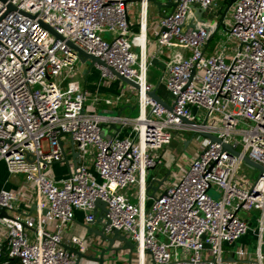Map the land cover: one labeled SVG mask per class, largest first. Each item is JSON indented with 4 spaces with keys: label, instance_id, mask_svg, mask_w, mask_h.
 I'll return each mask as SVG.
<instances>
[{
    "label": "built area",
    "instance_id": "built-area-1",
    "mask_svg": "<svg viewBox=\"0 0 264 264\" xmlns=\"http://www.w3.org/2000/svg\"><path fill=\"white\" fill-rule=\"evenodd\" d=\"M132 1L139 2L136 21L128 14ZM218 1L176 0L173 13L149 23L150 0H0V162L9 176L24 180L17 189H0V214H6L0 215V264H98L63 247L95 256L108 244L85 228L66 235L77 211L83 226L101 214L92 228L106 236L116 229L134 243L132 264H264V173L253 184L239 173L244 157L264 168V0H235L227 41L210 49V24L224 7ZM136 24L133 35L129 26ZM148 31L158 48L184 51L170 54L161 78L171 110L149 96L156 87L148 81L141 39ZM229 43L236 46L226 64ZM70 44L102 61L93 67L106 84L117 80L112 69L139 89L124 86L106 97L88 90ZM128 95L136 99L134 118L100 114L101 106L117 110ZM109 123L121 127L114 138ZM176 136L195 149L150 199L147 174ZM71 142L79 154L76 168ZM56 165L63 174L56 175ZM213 187L218 200L208 194ZM252 210L260 216L250 254L231 247L251 226L238 212ZM121 245L113 242L103 264H126L127 251L113 250Z\"/></svg>",
    "mask_w": 264,
    "mask_h": 264
},
{
    "label": "rangeland",
    "instance_id": "rangeland-1",
    "mask_svg": "<svg viewBox=\"0 0 264 264\" xmlns=\"http://www.w3.org/2000/svg\"><path fill=\"white\" fill-rule=\"evenodd\" d=\"M157 2H159L160 4H166L167 2H169V0H157ZM218 5L222 6L223 5V0H219L218 1ZM170 10L169 8H161V10L158 11L157 7L155 4H153L152 2H149V6L147 9V21L150 23L153 19L154 20H158L160 16H162L165 13H169ZM138 13H139V2L136 1H132L131 4L128 7V14L130 19L133 21H136L138 18ZM231 17V12L230 10L227 12L224 21L226 22L225 25H228L229 19ZM226 27V26H225ZM137 30V29H136ZM105 38H109L108 34L105 35ZM227 41V28L224 30L222 28H220L212 37V39L210 40L209 43V48L213 49L215 48V46L217 45V43H222V42H226ZM236 46V44H231L229 43V45H227V51H226V58H225V63L229 64L231 61V58L234 54V50L232 49L233 46ZM220 50V49H219ZM89 67V63L87 62V64H80V72L81 75L84 77V73L87 70V68ZM100 82V84H104L106 85V87H111V83L110 84H106V82L102 81L101 78L99 77V72L97 70H95V67H93L88 76H87V85H93L91 86L92 88L94 86L97 87V84ZM119 80H116V83L114 84L115 86L112 88L113 91H118L120 89V84ZM90 87V86H89ZM88 88V87H87ZM158 92L162 93L164 95L165 93V97L167 98L169 96L165 85H164V81H162L159 84L158 87ZM131 96H129L130 98ZM134 100V99H132ZM89 102V101H88ZM116 111L111 110V111H101L100 114L103 115H113ZM137 115V109L131 114V117L134 118ZM101 136L102 137H106L107 136V130L104 127L101 131ZM123 136V135H122ZM186 138H190L189 135H186ZM200 141H204V138H199ZM195 149V144L192 142L189 144V146L185 149L184 145L181 144V141L179 139V136L174 137L170 144L166 147V153H169V159L172 160V164L173 167H171L169 170L163 171L162 174L159 176V173L157 170H159L161 167V165L156 166V168L153 170V172L151 173L152 177H155L156 175L158 176V178H161L165 175H167V172L169 171L170 175L168 176V179H173L174 176L178 173L179 168H180V164H181V159L184 158H188L191 154V152H193ZM55 169V173L56 175H61L63 174V170L62 171H57L56 168ZM65 171V169H64ZM67 171V170H66ZM65 171V172H66ZM240 174H243L242 177L246 178L249 181L250 184H253L254 181L257 179L258 175H259V171L257 169H253L250 170L246 165H242L239 171ZM12 176V175H11ZM9 176L6 173V169L4 168L3 162H0V188L3 187V189L6 190H12V189H17L19 186L23 185V176ZM151 178V177H150ZM150 178L148 181H150ZM156 178V177H155ZM16 187V188H14ZM135 189H131L132 192H134ZM208 194L214 199V200H218L220 198V193L215 189V187L211 188L208 191ZM150 205V201H148L146 203V208H148ZM238 216L241 218H249L251 226L249 228V230L247 231V233L241 237V239L239 241H237L235 244H233V246L231 248L236 249L237 247H239L240 245L242 246H246L249 253L254 252V249L256 247V236L253 233V231L257 228V225L259 223V212L252 210L249 213L243 212V211H239L238 212ZM97 227H99V225H97ZM264 237V234H263ZM226 247V245L224 246ZM180 253V250H179ZM264 253V250H263Z\"/></svg>",
    "mask_w": 264,
    "mask_h": 264
},
{
    "label": "water",
    "instance_id": "water-1",
    "mask_svg": "<svg viewBox=\"0 0 264 264\" xmlns=\"http://www.w3.org/2000/svg\"><path fill=\"white\" fill-rule=\"evenodd\" d=\"M235 0H223V4H224V7H220L218 10H217V15L219 16V19L217 20V22H212L210 24V27L213 26V31L211 33H209V36H208V40H207V43L210 42V40L212 39V37L214 36V34L218 31V29L222 28V29H226L225 28V24H224V19H225V16L227 14V12L229 11V8L230 6L232 5V3L234 2ZM150 2H152L153 4L156 5L158 11L161 10V8H169L170 12L169 14L173 13V11L175 10V7H176V0H169V2H167L166 4H160L159 2H157V0H150ZM202 10L198 9V8H195V15L197 16V19L198 21H201V23L204 25L205 24V20H203L201 17H202ZM126 21L129 23V18L127 17L126 18ZM130 29L132 28H138V25H133V26H129ZM210 27H208V30L210 31ZM57 38H60V36L56 35ZM70 47L75 50L77 52V56H78V59H79V62L81 64H87V62L89 63V67L87 68V70L85 71L84 73V82H86L87 80V76L91 70V68L95 65V64H98V65H104L102 63V61L99 59V58H96L92 55H89V54H86L85 52H83L82 50L76 48L75 46L71 45L70 44ZM110 71L112 72V74L115 75V77L117 78V80H119V82L123 85V86H129L131 88H133L134 90H138L139 89V86L129 80L128 78L124 77V76H121L120 74L116 73L114 70L110 69ZM149 96H151L155 101L156 103L162 105L164 108H166L167 110H171V107L168 106L160 97L159 95L157 94L156 92V89H154L153 91H151L149 93ZM132 99L136 100L133 96H131ZM125 108H121L119 109L118 111H116L113 115H115L116 117H119L122 115V111L124 110ZM103 127H106V124H102L100 126V128H103ZM108 127L112 130H114V134L112 135V137H116L118 135V133H120V130H121V127H117L114 123H109L108 124ZM201 135L205 138H208L211 142H216V143H219L220 140L218 138H216L215 136L213 135H210V134H206V133H201ZM190 140H187L185 142V146L189 143ZM223 149L225 151H227L229 154L231 155H236L238 156L239 153L235 150H233L230 146L226 145V144H223L222 145ZM60 148L62 150V154H63V162H65L66 164H68V160H67V157H66V154L62 148V143H60ZM78 152L75 151L74 149V146L71 142V156H72V165H73V168H76L77 165H78ZM243 162L248 165V166H251V167H254L256 168L260 174H263L264 173V168L254 162H252L250 159L244 157L243 158ZM151 177V171L148 172L147 174V177H146V180H147V185H146V188H145V191H146V195L150 198V199H156V193L159 191V189L162 187L163 183L166 181L167 179V175L163 176L162 179L161 178H158V177H154V178H150ZM150 178V181H148ZM164 193V192H163ZM95 207L96 208H100L102 211H105L104 207H105V203H103L102 201L100 200H96L95 203H94ZM1 216H5L6 214L1 211ZM94 215H96V212H94ZM101 221V214H98L97 215V218H96V221L94 223H90L88 225H85L84 228L86 230V234L87 235H93L95 237H100L102 240L104 241H107V245L106 247L102 248L98 253L97 255L95 256H83L82 254H80L79 252H77L76 250L64 245V249L68 250L70 253H73V254H76L77 258H81V257H84L88 260H91V261H94V262H97L98 264H103L104 262V255L105 254H108L111 250H112V244L115 240H118L122 243V245L117 248V249H113L114 251H127L126 254L124 255V258L126 259V264H132L131 263V258H132V252L134 250V246L135 244L130 242L125 235H121L119 233L118 230L116 229H113V232H112V235L111 236H106L103 234V230H98V229H94L92 228L90 225L91 224H99ZM226 261H233V258L232 257H229L226 259ZM116 264H121L120 262H117Z\"/></svg>",
    "mask_w": 264,
    "mask_h": 264
},
{
    "label": "crops",
    "instance_id": "crops-1",
    "mask_svg": "<svg viewBox=\"0 0 264 264\" xmlns=\"http://www.w3.org/2000/svg\"><path fill=\"white\" fill-rule=\"evenodd\" d=\"M136 29L137 28L131 29V33L133 35L138 34V29L137 30ZM145 39L146 40L144 43V47H145V52L148 56V61H149L148 81L152 85H154V87H156V92L162 100H168L169 96L166 98L165 93L163 95L162 93L158 92V87H159V84L161 83V78L163 77V74H164V69H165L164 65L169 60L170 54H172L174 52H179V53L184 54V51L181 49H174L173 50L174 52H172V49H167V48H161L160 49V48H158L156 43H155V39H154V36L151 33V31H148L145 34ZM134 50L136 52H139L138 47H135ZM83 80H84V78H83ZM85 83H86V87H88V90H90L92 92L98 91V94L101 97L115 95L118 92H120L121 90L126 89V88L124 89L123 88L124 86L119 82L118 84H120V89L118 91H113L112 88L115 86L114 84L116 83V81L111 83L110 88L106 87V85H104V84L101 85L100 82L97 84V87L94 86L93 88L91 86H93L94 84L93 85H87V80ZM126 91H128V90H126ZM129 96H132V95L127 96L128 101L122 100V102H120L119 108L117 110L101 106V111H111V110L118 111L121 108H125L122 111V115L131 117V114L137 109V107H136L135 100H132V98L131 97L129 98ZM122 135H125V131L120 134V136H122ZM188 146H185V149ZM161 154H162V163L159 164V165H161L160 166L161 168L159 170H157L159 173V176L163 175L162 174L163 171L169 170L171 167H173L172 160L169 159V153L168 152L166 153V148H165V150L162 151ZM4 168H5V165H4ZM54 168H56L57 171L63 170V168L61 166H57V165L54 166ZM152 172L153 171H151V173ZM6 173H7V171H6ZM167 175H169V171L167 172ZM155 177H158V176L156 175ZM2 188H0V189H2ZM14 188H16V187H14ZM134 192H135V190H134ZM134 192H132L131 190H128V193L130 194L132 200H135ZM64 231H65L67 236L69 234H72V235L84 234V226L82 223V213L81 212H79V211L76 212L74 221L72 223L67 224ZM243 247L246 249L247 252H249L246 246H243ZM263 250H264V246H263ZM250 254H252V253H250Z\"/></svg>",
    "mask_w": 264,
    "mask_h": 264
},
{
    "label": "bare ground",
    "instance_id": "bare-ground-1",
    "mask_svg": "<svg viewBox=\"0 0 264 264\" xmlns=\"http://www.w3.org/2000/svg\"><path fill=\"white\" fill-rule=\"evenodd\" d=\"M141 39L144 40L145 39V33L143 32L141 35Z\"/></svg>",
    "mask_w": 264,
    "mask_h": 264
}]
</instances>
